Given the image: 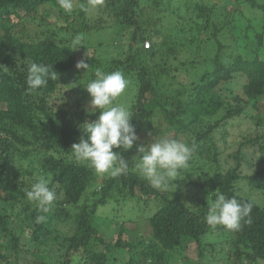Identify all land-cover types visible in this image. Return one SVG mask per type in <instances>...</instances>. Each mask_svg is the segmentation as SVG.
Listing matches in <instances>:
<instances>
[{
	"label": "trees",
	"instance_id": "trees-1",
	"mask_svg": "<svg viewBox=\"0 0 264 264\" xmlns=\"http://www.w3.org/2000/svg\"><path fill=\"white\" fill-rule=\"evenodd\" d=\"M79 2L76 0L74 10L66 13L57 0H0V261L26 264L32 259L33 264H76L78 259L82 260L78 255L81 253L85 258L82 264H107L110 260L113 264L117 255L125 264H169L192 244L202 257L203 249L211 246L203 244L206 241L202 238L220 233L228 235V239L231 235L230 256L238 264L264 261V205L248 193L241 194L243 188L264 194V169L248 161L243 166L242 157L247 146H256L264 153V137L245 138L234 151L231 149L236 141L233 136L240 139L243 135L237 128L246 118L239 103H248L260 111L264 108L260 104L264 97V26L254 28L253 19L248 21V29L260 30L252 59L238 54L226 62L220 56L225 45L218 36L234 24L236 15H244L242 10L225 19L218 13L216 2L209 4V0L194 3L185 0L172 11L163 7L164 0H101L99 6L103 11L98 8L97 20L90 23L88 11H81ZM235 2L247 5L264 20V3ZM43 6L57 10L67 22L57 30L53 25L51 30L46 27L43 36L37 37L36 33L31 36L27 31ZM42 14L47 19L53 15L51 10ZM115 29L120 38L103 44L107 48L112 46L109 49L115 52L120 47L127 49L120 57L117 55L108 62L95 59L94 63L103 72L122 71L129 81L126 93L131 99L124 106L132 112L131 123L136 135L141 136L132 149L113 151L125 160H136L138 146L164 138L180 139L194 145L195 150L189 166L180 170L166 191L154 189L139 175L135 164L128 162L127 172L102 180L99 198L83 204L73 215L65 206L77 207L83 193L98 178L87 165L69 163L66 158L71 146L82 136L80 126L88 119L94 122L99 110L91 114L87 98L75 97L79 92L74 91H83L82 88L72 90L63 85L73 74L77 75L75 79L81 78L78 75L82 69L75 67L79 55L78 49H73L72 35ZM188 48L196 55L202 53V60L179 61ZM32 63L53 65L57 81L50 80L46 87L28 91L26 80ZM234 75L245 78L242 88L245 100L236 95L235 104L224 91ZM130 87L133 91L128 90ZM263 120L260 118L257 124ZM12 159L26 167L17 171L10 166ZM230 162L234 164L228 165ZM41 176L49 180L56 193L48 213L39 212L25 196L26 190ZM240 182H244L241 188ZM124 189L128 195H121L120 210L123 209L126 221L136 223L148 214L149 199L157 203L147 218L150 235L139 245L121 240L120 231L125 227L119 229L114 244L105 243L99 232V228L104 229L107 215L118 210L109 206L108 196L112 191L123 193ZM214 191L251 203V223L241 221L239 231L208 226L205 215L211 202L209 193ZM59 196L63 200L59 201ZM128 200H133L136 207L123 208L132 202ZM103 213L107 215L102 216ZM41 214L46 221L37 223L36 217ZM69 220L74 223L73 233L63 237L56 223ZM50 242L59 244V248L49 249ZM98 244L104 246L103 251L96 249ZM126 252L134 257L124 259Z\"/></svg>",
	"mask_w": 264,
	"mask_h": 264
},
{
	"label": "rangeland",
	"instance_id": "rangeland-1",
	"mask_svg": "<svg viewBox=\"0 0 264 264\" xmlns=\"http://www.w3.org/2000/svg\"><path fill=\"white\" fill-rule=\"evenodd\" d=\"M183 1L185 0H164V5L163 7H169V9L172 11V8H175L176 6H179L180 4H183ZM189 1V0H187ZM195 1H200V0H192V2L190 3H194ZM202 1V0H201ZM207 0H204V2H206ZM260 3H264V0H257ZM211 2H216L217 6H218V13L222 15L221 18H225V19H229V18H233L236 14H238L239 10H242L244 13V15L242 16H235L236 20L233 19L234 24L228 26L226 29H224L223 31H221V33L218 36V39L220 40L221 43H223L225 45V49H223L222 51H220V56L224 61L226 62H230L233 60V58L240 54L241 56H243V58L245 59H252L254 57L255 51L258 48V40H257V36L260 33V30L257 28L256 31L250 30L248 29V21L250 19H253V23L252 26L255 27H259V26H264V20L262 19V17H257V13L253 10H251L250 8H247L245 4H237L235 2V0H209V4ZM101 11H103V8L98 5L94 6V7H89L88 10V19L87 22L93 23L97 20V17L99 16V9ZM46 10H51L52 11V16L50 19H47L46 17H43V12H45ZM176 10V9H175ZM38 15L37 17H35L33 23H32V27L27 31L31 36H34V34L36 33V36L40 37L42 34V32H45L46 27L49 28L50 30L52 29L51 25H53L55 27V29L57 30L60 27H63V25L66 24L67 20H65L64 16H61L57 10L49 7V6H43L38 10ZM186 16V15H185ZM257 17V18H256ZM113 18L108 17V21L113 22ZM224 25V24H223ZM109 29V28H108ZM54 31V30H52ZM118 29L112 30V32H108V31H103L100 33H95V31H88L87 33H81L78 35H72L74 37V39L79 36L81 39V45L85 44V46L83 45L82 49H78V61H84L85 63H87L90 68L84 73V70L82 69L81 73L78 75L79 79H75V77H77V75H71L68 79L66 78L64 81L65 85L64 87H67L69 89L74 90L76 87L82 88L83 91H74V93H77V96H75L77 99L81 96L87 98V106H89L90 103V97L86 91L85 85L87 82H89L91 79L95 78V71L97 69H99L96 65L95 59H99L101 61L106 60L107 62L109 60H112L113 58H116L117 55L120 57V55H123V50H126L124 48L120 47V50L118 52L112 51L109 48L112 46L108 45V48L106 47V44L104 45L103 43H107V42H111L112 40H114L118 34ZM43 36V35H42ZM63 35H61L62 37ZM71 36V37H72ZM204 36H207V34H205ZM118 39L120 38V36L117 37ZM62 39V38H61ZM73 39V40H74ZM72 40V42H73ZM120 43V41H119ZM123 43L126 44L127 40L123 39ZM101 46V48H99ZM119 46V45H118ZM87 47V49H86ZM145 47V46H144ZM262 49H264V42H262ZM117 53V54H116ZM87 55V57H86ZM201 56H203L202 53H198V55H196L194 52H192L189 48L186 50L185 56H181L179 59V61L183 62L186 61V59L188 60H192V59H197V62H200ZM263 57V56H262ZM90 59L89 61H86V59ZM100 70V69H99ZM106 73H108L105 70ZM75 79V80H74ZM245 84V78L243 76L240 75H234L233 79L230 81V83H228V89L224 90L227 91L230 96H229V100L231 102H235L233 100V98L238 95L240 98H242L243 100H245V96H243L242 91H243V85ZM131 85V84H130ZM69 86V87H68ZM127 89V88H126ZM129 91H133L132 88L130 87V89H128ZM80 94V96H79ZM83 94V95H82ZM74 98V97H73ZM75 98V99H76ZM130 95L126 93V90L124 91V93L118 97L115 101L114 104L116 105H127L130 102ZM68 101V100H66ZM260 104L264 105V97L260 100ZM235 104V103H234ZM241 107L244 108V114L245 117L244 118V124L240 127L237 128L238 131L242 132L243 135L240 137V139H237L235 136H233V138L236 140L233 144H231V149L232 151H234L238 144L241 143L245 138H255L257 136H263L264 137V120L262 121V123L259 125L257 124V121H259L260 118H264L263 114V110L264 108H260L262 111L258 110L257 108L252 107L250 104L247 103V105H245L244 103H239ZM88 111L93 114V112L90 111V109L88 108ZM97 111V110H96ZM99 116V115H98ZM86 122L91 123V121L88 119ZM145 131V130H143ZM141 136V135H140ZM140 136H137L138 139L137 141L140 140ZM145 140H147L145 137H143ZM149 141V140H148ZM68 158H66V162L69 163H74L76 162L71 154L69 153V155L67 156ZM242 157H243V166L244 165V161H248L249 163H253L257 168L260 169H264V153H261L258 150V147L256 146H247V149H243L242 150ZM11 159V158H10ZM126 161L132 164H135L137 161L132 159V158H126ZM78 163V162H76ZM232 165L234 164L233 162L228 163V165ZM80 164V163H79ZM10 166L14 167V169H16L17 171H21L22 168H25L26 166L19 162V161H15V159L10 160ZM135 167V166H134ZM136 169V168H135ZM245 169V168H243ZM246 170V169H245ZM98 180L96 181V183L93 185V187L89 188L88 190H86L82 197L81 200L78 204V208L74 205H68L65 206V208H67L71 214L75 215V213L77 212V209H79V207H81L83 204H91L94 203L95 200L97 198H99L100 196V187H101V181L108 179L111 175L105 174V175H98L96 173H94ZM242 185H244V182H240L239 183V187L241 188ZM54 190V189H53ZM244 193H248L251 195V198L253 200H255L256 202L260 203L261 205H264V194L258 193V192H254L251 193V191H249L247 188H243V190L241 191L242 195H246ZM128 195L127 191L124 189L123 193H118L117 191H112L110 193V196H108L107 201L109 203V206L111 208H116L118 209L116 212H114L112 215L111 213L109 215H107L106 213H103L102 216H108L105 220L104 223V229L99 228V232L102 235L105 243H115V241L118 238V233H119V229H121V227H125L124 231H120V237L121 240L124 241V243H131L133 245H139L141 243V241L146 240L147 237H149L150 235V228L147 224V218L153 213V209H154V205H156V201L154 199H149V203L148 206L150 208V212L148 214H145L141 217V219L138 222H133V221H126L124 219V217L126 216H122V210H120V207H122V205H120V200L123 198L121 197V195ZM128 197V196H126ZM64 197L59 196L58 199L59 201L62 199L63 200ZM122 201V200H121ZM132 201L129 204H124V207H128V206H135L134 205V201L133 200H128L126 202ZM136 207V206H135ZM102 209V208H100ZM146 210V209H145ZM102 211V210H101ZM155 211V210H154ZM145 213V211H144ZM71 217V216H70ZM69 217V218H70ZM102 220V219H101ZM60 234L63 235V237L66 234H71L73 233L74 230V223L73 221L69 220L66 223H56ZM231 235H229V239H228V235L224 234V233H220V234H209L207 236H204L202 238V241H206L203 244H211V246H207L206 249H203V255L202 257L198 256V252H197V247L195 244L190 245V247L185 250L182 255H178L176 256V260H171L169 264H186L187 262H192L194 264H238V261H236V259L234 258V256H230L232 255V244L229 243ZM49 249H57L59 248V244L55 245L53 243L50 242L49 244ZM209 247V248H208ZM96 249L98 251H103L104 250V246L101 245H96ZM112 249V248H111ZM81 252V251H80ZM129 252H126V255L124 256V254L122 253L121 256H124V259H128L129 256L130 257H134L133 255H129ZM81 257V262L79 261V259L77 260L76 264H82L84 263V256L79 253L78 254ZM116 255V254H114ZM119 255H117L116 260L113 262V264H125V261L122 260V262H120V257H118ZM112 260H110L107 264H112L111 263ZM0 264H6L5 262H1ZM26 264H33V260L29 259ZM257 264H264V261H258Z\"/></svg>",
	"mask_w": 264,
	"mask_h": 264
},
{
	"label": "clouds",
	"instance_id": "clouds-1",
	"mask_svg": "<svg viewBox=\"0 0 264 264\" xmlns=\"http://www.w3.org/2000/svg\"><path fill=\"white\" fill-rule=\"evenodd\" d=\"M100 2L101 0H87L85 3L81 0L78 7L87 12L89 7ZM57 3L66 13H71L77 6L76 0H57ZM72 43L74 50L82 48L79 36ZM75 67L83 69L84 73L90 68L83 60ZM94 75L95 78L87 82L85 88L90 97L88 108L93 113L99 110V116L94 122H85L80 126V131L83 129L82 136L78 143L71 146L70 154L76 162L87 165L96 174L116 177L127 172L129 164L113 150L119 148L126 152L132 149L138 139L131 123L133 115L130 109L114 104L128 87L129 81L120 70L106 73L97 69ZM57 78L53 65L32 63L26 80L28 91L46 87L50 80L57 81ZM194 150V145L190 146L180 139L151 140L150 143L137 147L135 168L154 189L166 191L180 174V170L189 166ZM49 183L48 179L41 176L25 192L26 199L34 203L41 213H48L56 200V193ZM209 195L211 202L205 215L208 226L213 229L223 226L226 230L239 231L241 221L251 223V203L240 202L235 197L229 198L218 191ZM45 221L46 216L43 214L36 217L37 223Z\"/></svg>",
	"mask_w": 264,
	"mask_h": 264
},
{
	"label": "built area",
	"instance_id": "built-area-1",
	"mask_svg": "<svg viewBox=\"0 0 264 264\" xmlns=\"http://www.w3.org/2000/svg\"><path fill=\"white\" fill-rule=\"evenodd\" d=\"M145 46L147 47L148 46V43H145Z\"/></svg>",
	"mask_w": 264,
	"mask_h": 264
}]
</instances>
